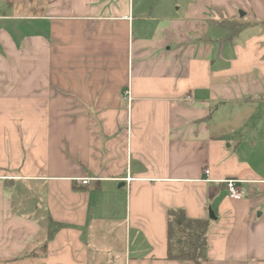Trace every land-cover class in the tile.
<instances>
[{
  "label": "crops",
  "instance_id": "1",
  "mask_svg": "<svg viewBox=\"0 0 264 264\" xmlns=\"http://www.w3.org/2000/svg\"><path fill=\"white\" fill-rule=\"evenodd\" d=\"M10 3L0 264H196L176 208L210 220L199 264H264V0Z\"/></svg>",
  "mask_w": 264,
  "mask_h": 264
},
{
  "label": "trees",
  "instance_id": "2",
  "mask_svg": "<svg viewBox=\"0 0 264 264\" xmlns=\"http://www.w3.org/2000/svg\"><path fill=\"white\" fill-rule=\"evenodd\" d=\"M221 25L232 34L241 27L235 22H221ZM52 224L59 227V223L52 221ZM209 227V219L189 218L183 208L170 209L167 223L168 258L196 264L205 260Z\"/></svg>",
  "mask_w": 264,
  "mask_h": 264
},
{
  "label": "built area",
  "instance_id": "3",
  "mask_svg": "<svg viewBox=\"0 0 264 264\" xmlns=\"http://www.w3.org/2000/svg\"><path fill=\"white\" fill-rule=\"evenodd\" d=\"M128 100H131V96H130V93L129 91L127 92V97H126ZM206 173L209 172V170H205ZM129 179V178H128ZM91 180V178L89 177H86V178H82L81 179V182L83 184H88L89 181ZM238 180L236 179H228V180H225V183H226V186H227V189L229 191V195L234 198V199H241L243 197L246 196V193L244 190H242L239 186H238Z\"/></svg>",
  "mask_w": 264,
  "mask_h": 264
},
{
  "label": "rangeland",
  "instance_id": "4",
  "mask_svg": "<svg viewBox=\"0 0 264 264\" xmlns=\"http://www.w3.org/2000/svg\"><path fill=\"white\" fill-rule=\"evenodd\" d=\"M11 0H0V15H11Z\"/></svg>",
  "mask_w": 264,
  "mask_h": 264
},
{
  "label": "water",
  "instance_id": "5",
  "mask_svg": "<svg viewBox=\"0 0 264 264\" xmlns=\"http://www.w3.org/2000/svg\"><path fill=\"white\" fill-rule=\"evenodd\" d=\"M210 218H212V219H214L215 218V216H214V214H213V211L212 210H210Z\"/></svg>",
  "mask_w": 264,
  "mask_h": 264
}]
</instances>
